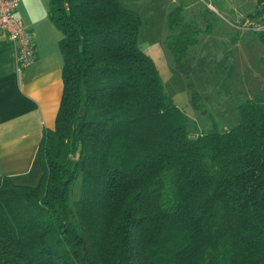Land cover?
Here are the masks:
<instances>
[{"label": "trees", "instance_id": "1", "mask_svg": "<svg viewBox=\"0 0 264 264\" xmlns=\"http://www.w3.org/2000/svg\"><path fill=\"white\" fill-rule=\"evenodd\" d=\"M194 1L167 12L185 72L222 0ZM48 13L63 31L62 97L38 183L0 171V264H264V96L239 95L234 123L200 128L138 46L136 8L49 0ZM247 18L264 40V0L236 23Z\"/></svg>", "mask_w": 264, "mask_h": 264}, {"label": "rangeland", "instance_id": "2", "mask_svg": "<svg viewBox=\"0 0 264 264\" xmlns=\"http://www.w3.org/2000/svg\"><path fill=\"white\" fill-rule=\"evenodd\" d=\"M123 1L143 15L138 46L151 54L165 89L200 128L214 120L220 126L234 123L239 95L264 96V40L250 26L259 28L263 23L247 18L237 24L255 0H227L232 10L223 0L216 6L208 4L218 15L209 30L199 29V41L187 47L192 62L187 72L173 67L172 52L164 38L170 30L167 12L175 0ZM196 3L189 0L191 10ZM74 181L71 200L80 194V176Z\"/></svg>", "mask_w": 264, "mask_h": 264}, {"label": "crops", "instance_id": "3", "mask_svg": "<svg viewBox=\"0 0 264 264\" xmlns=\"http://www.w3.org/2000/svg\"><path fill=\"white\" fill-rule=\"evenodd\" d=\"M34 44V58L17 67L16 44L0 31V171L16 182L37 184L39 141L55 122L62 97L63 31L49 17V0H18Z\"/></svg>", "mask_w": 264, "mask_h": 264}, {"label": "built area", "instance_id": "4", "mask_svg": "<svg viewBox=\"0 0 264 264\" xmlns=\"http://www.w3.org/2000/svg\"><path fill=\"white\" fill-rule=\"evenodd\" d=\"M17 4L18 0H0V31L6 32L16 44L17 67L21 68L35 56L31 31L16 13Z\"/></svg>", "mask_w": 264, "mask_h": 264}]
</instances>
